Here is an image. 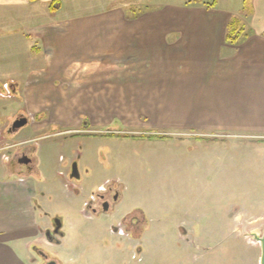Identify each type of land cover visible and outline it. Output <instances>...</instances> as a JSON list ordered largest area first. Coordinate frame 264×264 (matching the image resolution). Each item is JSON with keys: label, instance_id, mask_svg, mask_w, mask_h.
I'll list each match as a JSON object with an SVG mask.
<instances>
[{"label": "crops", "instance_id": "obj_1", "mask_svg": "<svg viewBox=\"0 0 264 264\" xmlns=\"http://www.w3.org/2000/svg\"><path fill=\"white\" fill-rule=\"evenodd\" d=\"M52 1H58V6L48 7ZM84 1L0 0V63L15 64L8 77H0V84L13 80L10 90L27 111L29 123L25 127L30 131L13 143L14 155L0 158V264H36L30 256L31 247L39 241L45 219L51 221L47 215H62L71 226L67 227L69 232L62 231L58 244H50L60 264H94V257L114 249L117 242L116 234L109 230L110 220L103 237L97 228L96 221L102 217L91 210V200L102 185L93 184L92 175H84L83 183L71 185L69 169L52 167L51 172L43 173L41 163H34L32 170L12 163L23 151L34 158L26 148L44 129L58 128L56 131L70 138H95L80 130L97 133L117 123L121 130L124 125L155 131L156 127H194L264 136V23H252L248 25L250 32L228 41V12L211 11V21L180 22L174 21L176 7L136 11L124 0H86L103 9L83 15L80 7ZM253 4V14H259L257 1ZM169 12L172 21L165 22ZM225 13V21H221L220 14ZM9 22L13 23L15 39L6 33ZM242 27L235 24L234 32L238 34ZM37 63L42 64L39 69L31 65ZM55 79L60 80L59 86ZM122 95L126 96V109L156 112L157 121L143 125L138 118L128 122L116 113L107 121L105 112L125 109L117 104ZM166 95H187L189 105H166ZM40 111H48V118L37 125L30 117ZM170 111L183 114L174 122L163 121ZM95 112H100V117ZM84 120L88 129L81 125ZM253 137V141L264 143L263 137ZM55 145L47 144V162H54ZM5 149L6 144L1 143L0 154ZM87 150L68 151V163L77 162L80 174L92 168L83 164ZM179 227L175 238L185 242L178 243V264H196L197 255L191 253V247L198 237L188 222ZM105 236L111 237L108 245L100 244ZM133 243L125 249L130 255ZM95 244L99 253L87 254L89 246Z\"/></svg>", "mask_w": 264, "mask_h": 264}, {"label": "rangeland", "instance_id": "obj_2", "mask_svg": "<svg viewBox=\"0 0 264 264\" xmlns=\"http://www.w3.org/2000/svg\"><path fill=\"white\" fill-rule=\"evenodd\" d=\"M124 1L136 11L162 6L167 10L168 7H176L174 10L177 12H173L177 13L174 21L180 22H198L203 21L202 19L211 21V11L228 12L229 18L226 21L244 25L237 36L250 32L248 25L252 23H264V0H256L259 14H253V0ZM103 2L113 3L112 0ZM57 6L55 3L52 8ZM80 8L83 15L103 9L99 5L88 4L86 0ZM125 9L130 10L127 7ZM171 13H168L170 15H167L165 22L172 21ZM220 15L223 20L218 17ZM220 15L215 14L214 17L225 21L226 13ZM8 24L6 33L8 31L11 39L17 38L12 34L13 23ZM31 65L39 69L42 64ZM14 66L15 64L0 63V77H8L11 72L9 70ZM55 80H58L59 86L60 80ZM11 81L5 79L0 84V114L3 115L0 119V144H6L0 158L14 155L13 143L24 133H30L29 127L25 125L15 132L9 128L16 118H26L27 113L19 96L13 98L9 88ZM187 97L166 95L165 103L181 108L189 105L185 102ZM135 101L139 103L138 99ZM117 104L118 107L125 108L128 104L126 96L122 95ZM128 109L107 111L104 114L107 115V121L109 117H112L110 120L113 119L115 113L128 122L138 118L143 125L157 121L154 114L156 112ZM48 113L36 112L31 114L30 120L37 121L39 125L38 121L48 118ZM94 114L100 117V112ZM166 114L168 116L163 121L174 122L183 112L170 111ZM118 118L117 116L116 119ZM112 126L118 128L117 123H112ZM57 129L42 130L38 133L40 137L26 148L31 151L35 163L42 164L43 173L51 172L52 167L62 171L69 169V149L79 153L87 147L89 155L83 164L92 168L83 170L81 178L71 182L80 184L83 183L84 175H92L91 182L95 185L113 181L120 186L121 197L113 216L96 221L101 236L104 235L108 220L116 224L112 220L114 216L119 218L129 211L138 210L134 215L140 216L139 225H143L146 218L143 241L136 240L140 244L136 246L141 247L142 252L131 248L130 255L125 252L127 247L119 249L121 246L118 245L112 250H106L103 256L94 257V264H178L181 255L178 243L185 240L175 238V235L181 229L179 226L183 221L191 225L189 229L198 237L194 240V247H191V253L195 252L197 255L196 264H257L260 248L252 234L260 235L264 228V143L253 141L251 137L257 135L264 138L263 135L194 127H156L155 131L147 127L124 125L122 130L120 128L115 131L116 135H108L106 128L102 127L101 132L94 133L95 138H70L65 133L56 131ZM52 142L57 145L54 146V162L50 163L51 161H46L45 151L47 144ZM7 144L11 146L7 148ZM57 215L47 217L58 218L62 231L69 232L68 228L71 226L66 225L62 215ZM45 220L46 227L40 230L37 242L41 248L46 247L43 232L51 227L50 219ZM82 229L84 227L80 228ZM75 237L76 234L72 236V242L76 241ZM109 239L111 237L105 236L100 244L108 245ZM130 240L134 241L133 238ZM80 241H85L84 237ZM136 241L133 244H137ZM99 248L97 244L89 246L87 254L95 255L99 253ZM47 250L49 251L48 248ZM84 255L86 254H82V257ZM30 256L37 260L36 264H41L32 251Z\"/></svg>", "mask_w": 264, "mask_h": 264}, {"label": "flooded vegetation", "instance_id": "obj_3", "mask_svg": "<svg viewBox=\"0 0 264 264\" xmlns=\"http://www.w3.org/2000/svg\"><path fill=\"white\" fill-rule=\"evenodd\" d=\"M1 89L4 90L3 87H1ZM28 123H29V119L27 118V123L25 126H27ZM11 125L12 123L10 124V127H9L10 130H11ZM81 125L83 129H88L89 127V123L87 122V120H84ZM105 128L108 131L107 133L108 135H116L115 131H119L120 129L119 127L116 128L115 126H112V125L106 126ZM103 130L105 131V129ZM15 131H12V132H15ZM80 131L82 133H88L86 135H96L94 134V132H83L84 130H80ZM72 134H75V133H72ZM34 161L35 160L27 156L24 151L20 152L18 155L14 156L12 159V163L24 164L26 168H28L29 170L30 169L32 170L34 168V163H35ZM80 178H81V174L78 170L77 162H73L69 168V172L67 174V180L69 184L72 185L74 184L71 182L73 179H80ZM120 197H121L120 186H118L113 181H110L109 183L106 182V184L102 185L100 190L94 194L93 200H91V203H93V207L91 206V210L99 217L100 216L101 217H111L114 214L117 203L120 201ZM136 212H138V210L133 211V212L129 211L119 218H117L116 216L112 218L113 221H116V224L110 223L109 230L115 233L117 236V242H116L115 247H117L118 245L121 246V247H118L119 249L123 247H127L128 245H130L131 247L132 242L136 240H140L142 234H144L145 228H146L145 225L147 223L146 218L144 216L145 221L143 225H139L140 216L134 215ZM50 223H51V227L46 229L43 232V236L46 240V245H45L46 247L41 248L38 246L37 243H35L31 247L32 249L31 251L35 254L36 258L40 260L41 264H46L49 260H54L57 264H60L59 260L52 255L51 253L52 251L50 250L51 249L50 244L59 243L58 239L60 238L58 237L62 236V229H61L62 225L58 218H51ZM58 223H60V227L57 228L56 230ZM141 226H142V229H141ZM254 235L255 233L252 234L253 239H254ZM130 238H133L134 241H131ZM136 243L137 244H135L133 247L134 250L135 248L140 249L139 246H136L140 244L137 241ZM47 248L49 249V251L47 250Z\"/></svg>", "mask_w": 264, "mask_h": 264}, {"label": "water", "instance_id": "obj_4", "mask_svg": "<svg viewBox=\"0 0 264 264\" xmlns=\"http://www.w3.org/2000/svg\"><path fill=\"white\" fill-rule=\"evenodd\" d=\"M26 123H27V118L24 117L16 118L12 122L11 130L12 131L18 130L19 128L26 125ZM59 227H60V223H58L56 230ZM254 239L258 242L260 248L259 264H264V228L260 235L257 234L254 235ZM46 264H57V263L54 260H49Z\"/></svg>", "mask_w": 264, "mask_h": 264}, {"label": "trees", "instance_id": "obj_5", "mask_svg": "<svg viewBox=\"0 0 264 264\" xmlns=\"http://www.w3.org/2000/svg\"><path fill=\"white\" fill-rule=\"evenodd\" d=\"M56 3V5L59 3L58 1H55V2H51L50 3V8H52L53 7V4H55ZM238 22H230V27H229V29H228V32H227V35H226V40H231V41H233L234 39H236L237 38V33H235L234 31H235V29H234V25L235 24H237ZM233 34H235V36H232Z\"/></svg>", "mask_w": 264, "mask_h": 264}]
</instances>
